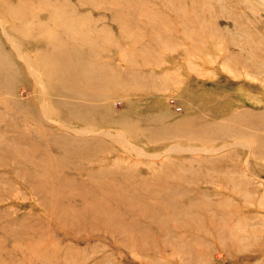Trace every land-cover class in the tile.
Segmentation results:
<instances>
[{"label":"rangeland","instance_id":"374dc122","mask_svg":"<svg viewBox=\"0 0 264 264\" xmlns=\"http://www.w3.org/2000/svg\"><path fill=\"white\" fill-rule=\"evenodd\" d=\"M0 52V264H264V0H0Z\"/></svg>","mask_w":264,"mask_h":264},{"label":"bare ground","instance_id":"6f19581e","mask_svg":"<svg viewBox=\"0 0 264 264\" xmlns=\"http://www.w3.org/2000/svg\"><path fill=\"white\" fill-rule=\"evenodd\" d=\"M48 60L51 61V63L49 62L50 66H45V67L51 68V71L46 73L48 80L51 77H55L56 79L59 80L58 81L59 84H61V86H63V87H67L70 84H76L77 82H80L82 80L87 81L86 77L84 76V78H83L82 74H80L82 71L80 69V66H74V63H70V62L64 63L63 60H62V62H60L57 56L55 58L51 57ZM28 63H30V62H28ZM10 68H11V66L8 64V62L6 60V55L4 53L1 54V52H0V89L3 87H6L7 85L11 86V82L14 79V73L10 71ZM88 80H89V78H88ZM49 84H50V86L55 87L54 85H52L50 80H49V82L46 81L45 86L48 87ZM71 91H72V94L75 95V90L71 89ZM90 130H92V129H90ZM74 133H75V131H74ZM95 134H97V133H95Z\"/></svg>","mask_w":264,"mask_h":264}]
</instances>
